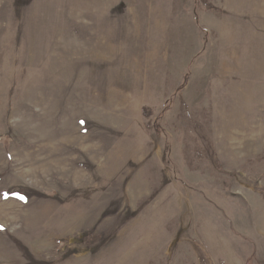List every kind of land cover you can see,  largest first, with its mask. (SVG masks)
Wrapping results in <instances>:
<instances>
[{"label": "rangeland", "instance_id": "374dc122", "mask_svg": "<svg viewBox=\"0 0 264 264\" xmlns=\"http://www.w3.org/2000/svg\"><path fill=\"white\" fill-rule=\"evenodd\" d=\"M0 264H264V0H0Z\"/></svg>", "mask_w": 264, "mask_h": 264}]
</instances>
